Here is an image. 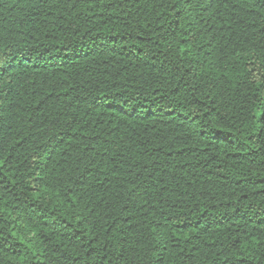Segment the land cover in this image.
I'll return each instance as SVG.
<instances>
[{
	"label": "trees",
	"instance_id": "obj_1",
	"mask_svg": "<svg viewBox=\"0 0 264 264\" xmlns=\"http://www.w3.org/2000/svg\"><path fill=\"white\" fill-rule=\"evenodd\" d=\"M0 264H264V0H0Z\"/></svg>",
	"mask_w": 264,
	"mask_h": 264
}]
</instances>
